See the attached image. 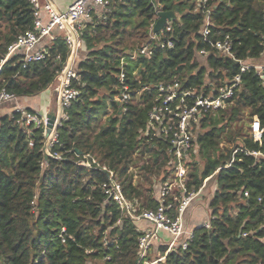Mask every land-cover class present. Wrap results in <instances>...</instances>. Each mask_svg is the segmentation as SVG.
<instances>
[{"label":"trees","instance_id":"obj_1","mask_svg":"<svg viewBox=\"0 0 264 264\" xmlns=\"http://www.w3.org/2000/svg\"><path fill=\"white\" fill-rule=\"evenodd\" d=\"M210 4L212 24L205 38L198 0H109L106 8L92 11L81 30L85 52L76 68L79 80L73 81L80 95L48 152L44 126L27 125L17 111L0 119V264L151 261L148 253L140 257L139 221L105 194L109 172L138 212L156 209L159 188L173 180L176 162L170 139L150 121V111L162 100L159 87L179 81L183 90L208 95L238 74L241 83L226 106L194 125V147L185 155V190L176 187L166 198V204L176 205L212 177L217 189L209 203L211 225L195 228L187 248L176 245L167 252L163 246L165 260L155 264L264 263V158L248 153L264 152V134L262 142L251 134L255 117L264 128V75L254 68L241 72L240 63L264 56V0ZM159 10L177 12L168 32L173 46L153 43L147 55L131 58L150 40ZM33 20L30 0H0V92L37 95L57 83L68 60L64 35L56 31L44 60L26 66L20 55L6 60L9 46ZM227 35L233 56L209 42ZM123 58L124 82L119 77ZM124 86L130 99L120 104ZM93 160L92 167L84 165ZM170 213L176 215L175 209Z\"/></svg>","mask_w":264,"mask_h":264},{"label":"built area","instance_id":"obj_2","mask_svg":"<svg viewBox=\"0 0 264 264\" xmlns=\"http://www.w3.org/2000/svg\"><path fill=\"white\" fill-rule=\"evenodd\" d=\"M30 2L34 11L33 26L20 34L16 41L9 46L6 60L13 55H20L22 56L24 66L33 62L42 61L47 57L48 52L46 48H38L39 42L45 37L51 36L54 31L63 33L70 54L64 68L58 75L59 85L56 87L59 96L56 124L61 126L64 121L69 118L67 112L68 108H70L80 95L79 89L73 86V81L79 80V74L76 69V58L83 47L81 30L85 22L90 18L92 11L96 8H106L109 4V0H75L68 9L64 11L59 10L52 2H47L44 5H42L39 0H30ZM198 8L205 13V26L202 29V34L207 38L210 35V25L212 24V5L210 4V0H198ZM42 12L46 13V20L43 18ZM170 23L171 21L167 22L165 27L159 32L153 31V25L150 40L142 47L133 51L130 57L136 58L139 55H147L153 43H156L160 48L173 46V40L168 37V32L172 30ZM209 42L216 49L228 55H232V42L229 35L224 39L215 42L209 40ZM200 54L206 56L207 51L201 50ZM58 58H60V56H58ZM240 63L241 72L254 68L258 74L264 75V63L247 62L243 60H240ZM125 64L126 58H123L119 75L122 82H124L126 78L124 70ZM240 83L241 74H238L229 85L221 87L218 93H211L208 95L199 94L193 90H183L179 81L159 87L162 93V100L150 111V121L156 126V129L170 139L176 162L173 180L169 184L161 185L159 188L160 205L156 209L138 212L135 205L125 198L122 185L115 178V174L111 171L109 172V181L103 185L108 199L116 201L125 214L130 216L133 220H147L152 225V228L144 231V234L139 238L141 258H144L148 253L151 242L156 237L159 230L166 231L172 236V245H181L183 248H187L190 241L194 238V230H188L185 226L184 215L187 208L199 195L203 187L198 192H191L189 194L184 193L180 202L176 205L172 202L166 204V198L176 187L185 190V181L188 177L189 170L185 155L194 147V125L197 124L207 112L225 107L227 101L235 95V90ZM16 98L17 96L15 94L8 93L6 90L0 92V104ZM129 99L130 93L128 87L124 86L121 96L118 97V101L120 104H124L128 102ZM16 111L21 113V119L27 125H33L35 127L44 126L46 129L47 116L45 114L22 107L17 108ZM57 129L58 128H54L51 135L47 137L45 146V151L47 152L49 147L57 142ZM251 134L254 140L262 142L264 128L261 126L257 117H255L251 123ZM237 151L238 149L235 150L234 153ZM248 153L255 155L257 158H264L263 151ZM47 154L54 158H61V155L58 153ZM86 157L89 158L90 156L86 155ZM92 163H96V161H85L84 165L92 167ZM230 164L231 163H228L227 166H230ZM103 170H107V168L103 167ZM244 194L247 197L249 196L248 191H245ZM172 209H175L176 215L170 213ZM210 225L211 220L201 226L209 228ZM261 230L264 231V221ZM243 235L246 236L247 233L245 232ZM145 264L154 263L145 262Z\"/></svg>","mask_w":264,"mask_h":264},{"label":"crops","instance_id":"obj_3","mask_svg":"<svg viewBox=\"0 0 264 264\" xmlns=\"http://www.w3.org/2000/svg\"><path fill=\"white\" fill-rule=\"evenodd\" d=\"M39 1L42 5L46 4L47 2H52L53 4L56 5V7L59 10L64 11V10H67L68 7L75 0H39ZM42 13H43L42 14L43 18L46 20L47 19L46 13L45 12H42ZM49 43H51V37L50 36L45 37L39 42L38 48L44 49L49 45ZM84 52H85L84 48L82 47L76 58L77 64L80 61V59L83 57ZM256 62L264 63V56ZM58 85H59V79H57V83L54 86H52L51 88L37 95L17 97L14 100L7 101V102L0 104V119L3 116L7 114H11L13 111H16V109L19 107L31 109L33 111H37L42 114H45L46 116L47 114H50V113L56 114L57 109L59 107V96H58V92L56 89ZM216 189H217V184L215 181H213V178L212 177L207 178L205 180V184L201 192L195 199L197 200L198 198H200L203 192L206 194V193H209L210 191H212V197H213V194L215 193ZM211 199L208 200V203L206 204L204 203L200 205L197 209L192 208L193 202L187 208L185 215H184V222L188 230H194L195 228L201 226L202 224L206 222H209L212 219V217L210 218L209 216V215L211 216L213 215V212L209 207V203ZM207 207H208V210H210V214L207 210ZM139 227L144 232L152 228V225L147 220H139ZM172 243H173L172 236L166 231L159 230L157 232L156 237L151 242L150 248L148 250V255L150 256L151 261L148 260L146 262H151L155 264V262L157 263L159 259L165 260V256L161 254L160 249L163 246H168V250H167L168 252L176 246L175 244L172 245Z\"/></svg>","mask_w":264,"mask_h":264},{"label":"water","instance_id":"obj_4","mask_svg":"<svg viewBox=\"0 0 264 264\" xmlns=\"http://www.w3.org/2000/svg\"><path fill=\"white\" fill-rule=\"evenodd\" d=\"M157 20L154 24L153 31L159 32L162 30L167 22L172 21L177 17V12L173 10H159L157 12ZM57 115L56 114H47L46 120V137H49L53 132L54 128H58V124H56Z\"/></svg>","mask_w":264,"mask_h":264},{"label":"rangeland","instance_id":"obj_5","mask_svg":"<svg viewBox=\"0 0 264 264\" xmlns=\"http://www.w3.org/2000/svg\"><path fill=\"white\" fill-rule=\"evenodd\" d=\"M133 172L135 174V182H139L140 180H142L141 176H140V173H139V170L137 167H134L133 168ZM158 182V181H157ZM212 197V191H210L209 193H202V195L200 196V198H198L196 201L194 200L193 203H192V208H198L200 205L202 204H206L208 203V200H210ZM207 210H208V207H207ZM209 214H210V210H208ZM210 218L212 217L211 215H209Z\"/></svg>","mask_w":264,"mask_h":264}]
</instances>
